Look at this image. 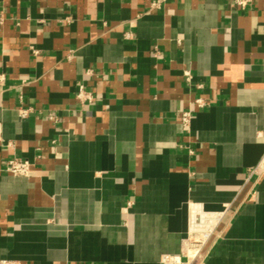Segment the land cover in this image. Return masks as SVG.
Returning <instances> with one entry per match:
<instances>
[{
	"label": "crops",
	"instance_id": "crops-1",
	"mask_svg": "<svg viewBox=\"0 0 264 264\" xmlns=\"http://www.w3.org/2000/svg\"><path fill=\"white\" fill-rule=\"evenodd\" d=\"M154 1L0 0V257L160 264L197 202L194 264H264V0Z\"/></svg>",
	"mask_w": 264,
	"mask_h": 264
},
{
	"label": "built area",
	"instance_id": "built-area-1",
	"mask_svg": "<svg viewBox=\"0 0 264 264\" xmlns=\"http://www.w3.org/2000/svg\"><path fill=\"white\" fill-rule=\"evenodd\" d=\"M241 9L247 7L253 0H230ZM152 6H158V0L151 3ZM186 79L189 78V72L185 71ZM195 86L201 87V83ZM76 99L83 104L93 99L91 90L79 85L76 93ZM198 107L206 104V100L202 96L193 99ZM33 109L30 105H19L18 113L21 117H26ZM51 120L55 119L52 114L48 115ZM191 118L189 109L182 110L179 121L185 129H188ZM5 170L13 176L27 177L31 173V163L20 157H11L5 162ZM253 168L251 172H254ZM229 204L225 203L221 209L209 210L205 209L202 204L190 202L188 205V220L185 236L181 240V251L176 254H165L160 259V264H194L202 254L204 247L207 245L216 228L224 218ZM0 264H20L15 259L0 257Z\"/></svg>",
	"mask_w": 264,
	"mask_h": 264
}]
</instances>
